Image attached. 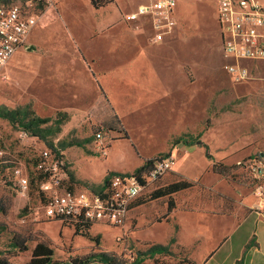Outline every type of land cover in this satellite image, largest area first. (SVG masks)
I'll return each mask as SVG.
<instances>
[{"label":"rangeland","instance_id":"374dc122","mask_svg":"<svg viewBox=\"0 0 264 264\" xmlns=\"http://www.w3.org/2000/svg\"><path fill=\"white\" fill-rule=\"evenodd\" d=\"M133 2L118 0L117 5L126 9ZM88 3V0H64L61 6L68 13V19L75 20L73 14L80 12L84 15L86 9H89ZM178 8L181 15L176 30L164 37L159 46L151 48L152 60L149 65L135 66L132 72L137 79L145 78V82L149 80L151 85H155V98H130L128 93L131 92L123 90L128 94L125 97L121 89L114 86L112 94L116 105L109 98H102L90 113L70 114L69 121L61 126L59 133L52 126L53 133L47 135V141L33 137L24 139L16 127L0 117V152L11 159L0 166L3 169V173H0L2 197L7 195L10 187V182L6 183L4 178L12 176L18 166L16 161L27 168L26 172L31 178L30 174L36 171L33 163L40 157V153L47 148L57 150L60 141L67 143L90 139L100 154L96 133L102 135L106 144L127 137L139 155L154 159L178 149L181 136L187 135L190 145H194L198 138L203 140L205 133L211 130V140L203 146L206 153L208 148L212 157L210 160L222 165L225 173L222 177L226 180L223 187H228V194H234L221 195L234 203L237 200L243 207L247 205L244 198H250V206L247 208L259 211L253 170L255 163L257 166L264 164V62L241 61L248 74L244 80L235 81L227 66L236 61L226 58L222 53L221 29L215 6L208 2L184 0ZM42 12L39 9L37 14L41 15ZM156 78L161 80L158 82ZM178 84L183 87L181 90L198 91V98L191 99L184 92L178 93ZM166 87L171 88V92H163ZM21 94L9 76L5 80L0 78V108L13 110L31 104L35 111L32 98L22 102ZM167 94L173 97L168 98ZM178 103H184V110H181ZM57 113L37 115L45 118L55 117ZM109 129L114 132H108ZM48 142L54 144L55 148L52 149ZM136 151L135 156L138 158ZM31 165L34 170L30 168ZM177 173L178 164L173 171L148 187L143 198L148 200L152 189L175 181ZM86 191L82 189L77 194ZM184 195L187 199L177 197L184 205L198 202L197 191H189ZM15 200L16 205L8 217L4 218L0 214V251H4L14 234L26 238L32 235L34 238L42 227H45L50 237L56 239L55 257L61 261H68L71 255H84L93 247L118 254L132 253L130 248L125 252L128 238L136 243L156 242L165 245L172 237L178 241L175 220V223L170 221L163 224L149 220L165 213L166 208L157 203L131 209L124 224L126 226L116 237L114 235L119 229L112 226L102 234V238L98 233H94V236L90 234L97 239L101 238L97 247L96 241L75 235L73 228L46 218L45 201L39 193L35 192L33 198L29 197V193L26 197L16 195ZM210 207L215 209L213 205ZM259 212H264V209ZM139 249L145 250L147 247L135 246L136 251ZM171 250V255H157L146 263L185 264L182 261L188 257V251H183L176 244ZM29 259L30 253H25L12 258L11 262L27 264Z\"/></svg>","mask_w":264,"mask_h":264},{"label":"crops","instance_id":"0c3cea01","mask_svg":"<svg viewBox=\"0 0 264 264\" xmlns=\"http://www.w3.org/2000/svg\"><path fill=\"white\" fill-rule=\"evenodd\" d=\"M63 1L55 0L53 5L46 6L40 21L30 32L26 45L14 54L1 72L6 78L9 76L15 87L22 92V102L32 98L37 113L66 112L72 115L90 113L104 96L116 105L112 94L114 86L120 88L125 97L129 94L130 98H155V85H151L149 80L145 82V78L137 79L132 72L135 66L149 65L152 60L151 48L159 46L164 37L176 30L181 15L178 5L184 3V0H177V26L159 41L155 37L156 31L150 17L142 16L134 21L126 19L141 6L148 4L149 0H134L126 9L117 5L118 0L100 9H96L88 0L89 9H86L84 15L80 12L73 14L75 20L68 19V13L61 6ZM208 4L214 5L217 10L215 3ZM216 16L218 21V12ZM181 88L178 84V93L184 92L191 99L198 98V91L188 92ZM123 90L131 93L127 94ZM162 91L171 92V88L166 87ZM167 95L168 98L173 97ZM146 104L151 105L150 102ZM178 105L184 110V103ZM210 131L194 145L183 142L178 144V149L174 150L178 157L177 174L213 189L216 193L232 196L234 194H228V187H223L226 180L213 172V161L207 157L203 146L211 140ZM77 141L84 142L85 139ZM107 146L106 156L97 152L92 141L84 142L83 146L64 148L61 155L65 167L75 175L76 180L100 184L108 173H132L147 159L139 155L128 140L112 141ZM63 179L65 186L73 187L76 192L82 189L90 191L85 185H71L67 172ZM244 199L246 207L236 200L235 210L230 214L221 213L213 203L203 204L199 197L198 202L188 205L178 200L179 205L171 214L170 223L175 220L178 243L189 249L192 262L264 264V212L256 208L248 209L250 198ZM212 205L215 209L210 207ZM125 226L116 227L119 230L114 237ZM110 228L106 224H94L90 234L94 236V233H98L102 238V234ZM41 232L56 242L53 236L47 234L45 227H42Z\"/></svg>","mask_w":264,"mask_h":264},{"label":"built area","instance_id":"2783aa9c","mask_svg":"<svg viewBox=\"0 0 264 264\" xmlns=\"http://www.w3.org/2000/svg\"><path fill=\"white\" fill-rule=\"evenodd\" d=\"M217 5L218 22L221 29L222 52L228 59L236 61L227 66L235 81L247 77V69L241 61L264 62V0H194ZM55 0H0V78L14 54L26 45L28 36L40 20L37 14L40 5L50 6ZM177 0H149L137 12L126 17L128 21L148 16L152 20L159 41L173 32L177 26L175 11ZM21 137L30 138L25 131ZM100 154L106 156L108 146L100 133L96 135ZM3 157L4 153L0 152ZM42 158L38 170L48 175L42 183L45 195V217L48 219H83L93 224L121 227L125 224L131 205L140 197L146 187L173 171L178 164L175 151L156 158L149 173L139 179L135 176L116 175L111 179L109 190L103 195L86 191L70 193L64 184L65 162L47 148L40 153ZM257 161V159H255ZM253 183L259 211L264 209V164H254ZM16 195L26 197L29 193V176L24 166L13 171Z\"/></svg>","mask_w":264,"mask_h":264},{"label":"trees","instance_id":"16d2710c","mask_svg":"<svg viewBox=\"0 0 264 264\" xmlns=\"http://www.w3.org/2000/svg\"><path fill=\"white\" fill-rule=\"evenodd\" d=\"M113 2L114 0H91L92 5L96 9L104 8L107 5L112 4ZM45 8L46 6L43 4L39 7L41 11H43ZM105 98L108 97L104 96V99ZM0 117L7 119L10 124H12L18 129V131H25L26 133H28L29 136L33 138H38L47 141V135L53 133L52 126H55L57 128V132L59 133L61 131V126L67 121H69L70 114L66 112H58L55 117L44 118L37 115V113L32 109L31 104H26L24 106H19L18 108L13 110L0 108ZM108 132L112 133L114 132V130L109 129ZM97 134L98 133H96L95 136ZM187 137V135L181 136L178 142L190 144L189 141L186 139ZM124 140H128L127 137L124 138ZM90 141L91 140L88 139L84 142ZM84 142L74 140L71 142L64 143L63 141H60L59 148H57V150H55L54 152L58 157L64 159V157L61 155V151L64 150V148L74 145L83 146ZM198 142H200V138H198L193 144H196ZM47 144L51 146L52 149L55 148V146H53L54 144L49 142ZM4 156L0 159V166L1 164H6L11 160L10 158ZM207 157L209 159H212L208 148ZM41 160L42 158L40 156L33 163V166H35L36 171L30 174L31 178H29V197L33 198V195L35 194V192H37L43 197V200L45 201V195L41 190V185L48 179V175L38 170V165ZM155 160L156 158L144 160L142 166L135 169L132 173L123 174L117 172H110L106 175L105 179L100 184L76 180L75 175L71 171H69L67 167L65 168L70 178L69 183L71 185H74L75 183L85 185L91 192L103 195L106 190H109L112 177L116 175H130L141 179L142 176L150 172ZM16 164L19 166L20 162L16 161ZM30 168L33 169L32 165ZM212 170L214 173H217L221 176H224L225 174L222 165L217 162L213 163ZM0 173H3V169L1 170V168ZM175 176V181L168 184L159 185L158 187L152 189L153 191L151 190L152 192L149 195L148 200L143 198V195L145 194L144 191L148 189V187H146L142 195L138 197L135 203L131 205V209L135 207H142L147 204L157 203L161 207L166 208L165 213L149 220L154 221L153 223L170 222L171 214L177 209L179 205L177 197L182 196L189 191L190 193L197 191L199 193V199L203 202V204L213 203L217 208L220 209V212L223 214H230L235 210L236 203H234L230 199L225 198V196L216 193L213 189L203 187L196 182L181 177L178 174H176ZM160 179L161 178L156 180L153 184L157 183ZM4 181L10 182V187L8 188V191L6 193L7 195L5 197H2L3 193L0 190V214L5 218L12 213V210L14 208V202L16 197V183L13 179V174L9 179L4 178ZM66 188L72 194L77 193L73 187L66 186ZM54 220L61 221L64 226L73 228L75 231V235L86 237L94 242L96 241L97 246L99 245L100 240L90 235V230L94 225L93 223L84 221L81 218H56ZM30 236V238H26L23 235L14 234L13 239H9L10 241L7 242V245L3 249L4 251H0V264H13L11 262L12 258H15L25 253L31 254V258L27 262V264H90L92 262H99L102 264H147L146 261L148 259H155L157 255H171V248L175 244L183 251H188V257H185L182 262H184L185 264H195L190 259L189 249L181 244H177L178 241L176 237H172L167 245L156 242L136 243L128 238L125 242V252L128 251V248H130V250H132V253L118 254L113 251H104L97 248L91 249L89 253L85 255H71L68 261H61L55 257L54 242L45 233L40 231L36 233L34 238H32V235ZM31 244H33V248L31 247ZM139 245H141L142 247H147V249H139L136 251L135 246Z\"/></svg>","mask_w":264,"mask_h":264}]
</instances>
